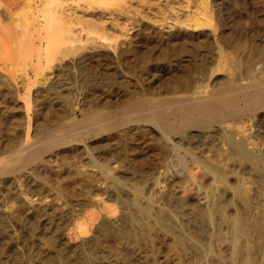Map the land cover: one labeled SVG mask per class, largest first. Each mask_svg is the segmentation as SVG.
Returning a JSON list of instances; mask_svg holds the SVG:
<instances>
[{
	"label": "rangeland",
	"instance_id": "obj_1",
	"mask_svg": "<svg viewBox=\"0 0 264 264\" xmlns=\"http://www.w3.org/2000/svg\"><path fill=\"white\" fill-rule=\"evenodd\" d=\"M176 1L63 0L74 28L88 33L37 78L61 74L76 90L75 111L64 115L67 94L40 100L31 146L22 102L0 94V160L41 150L0 175V264H264V113L239 102L238 120L174 140L146 116L209 90L212 79L219 87L264 74V0ZM174 7L177 21L166 11ZM15 75L20 85L24 71ZM2 78L0 68L6 92ZM71 118L83 124L67 127ZM227 134L242 141L245 159Z\"/></svg>",
	"mask_w": 264,
	"mask_h": 264
},
{
	"label": "bare ground",
	"instance_id": "obj_2",
	"mask_svg": "<svg viewBox=\"0 0 264 264\" xmlns=\"http://www.w3.org/2000/svg\"><path fill=\"white\" fill-rule=\"evenodd\" d=\"M97 1L105 3V4H107L109 1L115 2V0H97ZM155 1L158 2L160 0H155ZM131 2L130 4H132ZM183 2H184L183 0H177L176 1L177 4L172 2V5L176 4L177 6H182L180 4ZM62 3H63V0H0V68L1 70H3L4 77H5V78H2L3 79L2 81L6 82L8 86L7 91L6 92L0 91V94L2 95L3 93H5L4 96L7 95L8 97L12 98L13 105H16V104H19V102L20 103L22 102L21 104L24 107V113H25L24 116L26 117V121H27V129L25 132L27 146L32 145L31 144L32 141L29 142L30 136L32 135L31 133L33 132V129L30 127L31 119L43 111V108L41 107L37 108L38 102H40V100L43 101L46 98H50V96L52 95L59 97L61 95L67 94L68 96H71L70 98L71 106L66 112H64V115L73 116L74 111H75L74 105L76 103V97H77L75 94L76 90L74 91L72 87L62 82L61 80L62 78L60 76L61 74L59 76H54L46 84L42 83L45 81V80L42 81L43 78H37L38 75H40L45 68H50V64L56 58L59 59L57 55L61 54L65 56V55L73 54L74 56V53L78 51V48H77L78 46L75 45L76 46L75 48L73 44L76 43L80 39L79 34H81L82 32L88 33L87 29H85V31L81 30V29L84 30L83 27L81 29H79V27L78 29L74 28V24L77 23L78 17H75L73 14H71L72 12L71 13L65 12ZM176 5L175 7L177 8ZM183 5H185V3ZM125 6L122 7L123 9H121V13L123 12L122 10H124L123 13L126 14V11L128 8L126 7L127 8L126 9ZM204 6L207 7L208 5H204ZM175 7L170 8V9L168 8L169 10L168 9L166 10L167 15H169L168 17L169 19L172 18L175 20L178 17V15H180V13L182 14L181 12L182 10L180 9V13H179V8L178 10H175L176 9ZM186 7L187 5L184 7V10ZM124 8L126 9V11ZM189 8L190 7H187L186 9H189ZM203 11L205 12V10ZM188 17H189V14H188ZM185 18H187L186 15H184V19L182 18L183 20L181 22L184 23ZM180 19H181V16H180ZM197 19L198 18H196V20ZM178 21H179V18H178ZM186 22H189V21L187 20ZM200 22L202 23V21ZM177 26H179V24ZM177 29H180V28L178 27ZM211 31L209 33H211V36H212V33L214 32H211ZM17 68H21L24 71V78L22 79V82L20 83V85L16 81L15 71L17 70ZM38 80L40 81V83H42L41 85L39 84ZM47 80L48 78L46 79V81ZM231 81L232 82H230V84L228 85H225V83L220 82L219 87H215L216 80L212 79L211 82L206 85V86H210L209 90L201 89V91L197 93L198 95L196 94L197 96L195 97L190 96V100L187 97L180 98L178 96H174L169 99V105L166 108L162 107L163 108L162 110V108L159 105L161 109L158 108L157 110V108H155L154 106L153 109L155 108L154 110L155 111L157 110V111L156 112L153 111L155 113L152 114V116H150L151 114H149L148 112L147 114L149 115L146 114V116L149 118L151 117V120L149 119L148 120L154 127L160 130L163 136L167 135V136L173 137V140H174L190 130H194V129L195 130L196 129L208 130V129L214 128L215 126L221 125L224 121L238 120L243 115L242 113V115H240L239 118H237L236 115H238L240 112L239 113L237 112L238 114H235L236 113L235 108H238L240 106L239 102H242L245 105V106H242V108L244 107L245 109H248V111H253L254 116H257L255 114H259V113L263 114L264 113V74H261L259 77H256L252 80L251 79L246 80V82L244 83L238 82L236 81V79H233ZM15 96L17 97L15 98ZM191 98H193V101H191L192 100ZM144 100H141L138 103L139 106L144 103L143 102ZM152 101L150 100L149 102L155 105L154 104L155 102H152ZM159 102H162V101H157V103ZM164 102L165 101H163V103ZM135 104H133V106H135ZM166 105L164 104V106ZM144 106L143 105L141 106L143 107L142 109H144ZM129 107H132V106H129ZM129 107L127 108V111H125V114L126 112L129 113L128 112ZM141 107H139V109H141ZM149 107L151 108V106ZM156 107H158V105H156ZM134 109L138 110V108H135V107ZM237 111H239V109ZM248 111L246 110V112ZM139 112H141V110ZM96 113L94 114L97 116L98 113L97 114ZM104 113L109 114V116L111 115V111L110 113L108 112H104ZM89 114L92 115V113H89ZM131 114H126V115H131ZM141 114L142 113L138 115H141ZM100 116H103V115H100ZM146 116L143 115L144 118H146ZM247 116H248V113H247ZM84 117L87 118L89 116L88 115L86 116L84 114ZM128 117L133 118V116H128ZM143 117L141 118L142 120H143ZM110 118L112 120V115ZM122 118H125V117H122ZM135 118L137 119V117ZM109 121H106V123L108 124ZM66 122H68V120ZM77 123H79V125L83 124V123L80 124L79 120L77 121ZM77 123L73 118H71L69 119V122L67 123L68 125L67 127L74 128ZM233 123L230 122V124H233ZM109 124L111 125L113 124L112 127L115 126L114 125L115 123L113 122H110ZM237 124L238 123H236V125ZM236 125H235V128H236ZM86 126H89V125H86ZM55 129L52 130V133H51L52 135L53 133H55L54 132ZM58 131H60V133L62 132L60 128L59 130H57V132ZM68 131L66 133H68ZM94 132H96V130H94ZM78 135H75L76 137L72 140L74 141L76 140L80 142L81 140V139L79 140L80 135L79 136ZM227 137L229 138L228 139L229 144H231V146L235 150H237L238 153H240L241 157L245 159L248 155L246 156V152H245L246 150H245V147L242 141L235 139L231 134H227ZM43 142H41L40 145H42ZM171 142L175 143L174 141H171ZM49 143L52 144V142H49ZM35 145L36 144L34 143V146ZM48 146H50V144ZM38 152L34 148L24 154L22 153V150H18L14 153H11L7 158L1 159L0 160V175L3 173V171L8 166H10L9 169L11 170L13 169L11 168L13 166L21 167L22 165L25 164V162L33 161V159L37 157L36 154H38ZM250 156H253V155H250ZM250 156H249V159L250 158L252 159V157ZM245 225L247 224H244V222H242L241 220H237L236 222L237 229L243 234L247 233V231L245 232ZM85 240L86 239L82 238L83 242ZM175 244L177 245V248L179 249L182 248L180 243L177 242ZM251 261L252 263L255 262L253 260ZM251 261L248 262V264L249 263L252 264Z\"/></svg>",
	"mask_w": 264,
	"mask_h": 264
}]
</instances>
